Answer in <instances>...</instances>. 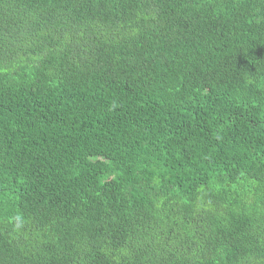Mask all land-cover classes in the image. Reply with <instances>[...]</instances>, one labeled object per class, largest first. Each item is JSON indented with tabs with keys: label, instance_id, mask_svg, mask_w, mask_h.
Returning <instances> with one entry per match:
<instances>
[{
	"label": "trees",
	"instance_id": "1",
	"mask_svg": "<svg viewBox=\"0 0 264 264\" xmlns=\"http://www.w3.org/2000/svg\"><path fill=\"white\" fill-rule=\"evenodd\" d=\"M0 264H264V0H0Z\"/></svg>",
	"mask_w": 264,
	"mask_h": 264
},
{
	"label": "clouds",
	"instance_id": "2",
	"mask_svg": "<svg viewBox=\"0 0 264 264\" xmlns=\"http://www.w3.org/2000/svg\"><path fill=\"white\" fill-rule=\"evenodd\" d=\"M16 220H17L16 227L17 228L21 227L22 226V223H23V221L21 220V218L20 217H17Z\"/></svg>",
	"mask_w": 264,
	"mask_h": 264
}]
</instances>
